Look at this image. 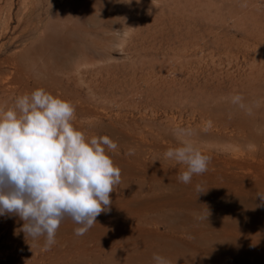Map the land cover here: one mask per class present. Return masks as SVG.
Returning a JSON list of instances; mask_svg holds the SVG:
<instances>
[{"label": "rangeland", "instance_id": "1", "mask_svg": "<svg viewBox=\"0 0 264 264\" xmlns=\"http://www.w3.org/2000/svg\"><path fill=\"white\" fill-rule=\"evenodd\" d=\"M2 61L14 98L42 88L87 138L118 144L121 183L48 251L0 216V264H264V0H0ZM179 128L211 157L189 184L164 156Z\"/></svg>", "mask_w": 264, "mask_h": 264}, {"label": "clouds", "instance_id": "2", "mask_svg": "<svg viewBox=\"0 0 264 264\" xmlns=\"http://www.w3.org/2000/svg\"><path fill=\"white\" fill-rule=\"evenodd\" d=\"M232 103L246 107L239 94ZM74 115L71 102L42 88L17 97L13 108L0 112V216H18L26 237H44V251L56 243L65 218L79 225L74 233L83 236L109 210L110 193L121 183V169L108 154L118 144L109 136L87 138L74 127ZM211 125L208 121V128ZM174 135L178 146L164 156L186 166L178 180L189 184L193 175L208 170L211 157L191 142L190 129H176ZM127 154L134 155L135 149L129 148ZM196 191L205 192L199 184ZM257 196L264 205V193ZM152 260L171 264L155 253Z\"/></svg>", "mask_w": 264, "mask_h": 264}, {"label": "bare ground", "instance_id": "3", "mask_svg": "<svg viewBox=\"0 0 264 264\" xmlns=\"http://www.w3.org/2000/svg\"><path fill=\"white\" fill-rule=\"evenodd\" d=\"M75 1V0H74ZM98 1V0H97ZM91 2V1H90ZM84 3V2H83ZM87 4V3H86ZM88 7V6H87ZM73 11V10H72ZM74 18V17H73ZM10 60V59H9ZM5 61H6V59H5ZM5 61H2V62H0V74H5L4 73V71L3 70H5V65L7 64L8 66H10V65H12V64H8V63H6ZM11 62V61H10ZM12 66H14V64L12 65ZM16 69V68H15ZM18 70V69H17ZM253 70V69H252ZM10 71H12V70H10ZM40 73V72H39ZM7 74V73H6ZM10 75H12V74H10ZM1 76V75H0ZM5 76V75H4ZM13 77V76H12ZM12 77H11V79H12ZM10 79H9V75H8V77L6 78H0V87H1V89H2V91L4 92L3 94V97H4V101H3V103H4V105L2 106V105H0V112H2V111H6V110H8V109H10V108H13V106H14V103H15V99L16 98H14V95H12V93H14L13 91L14 90H12L11 89V87L9 86V87H7L6 88V86L8 85V84H11L10 83V81H9ZM13 80H15L14 78H13ZM7 84V85H6ZM14 85H16V84H14ZM15 88H17V87H15ZM12 92L11 94L9 93V92ZM260 100V99H259Z\"/></svg>", "mask_w": 264, "mask_h": 264}]
</instances>
